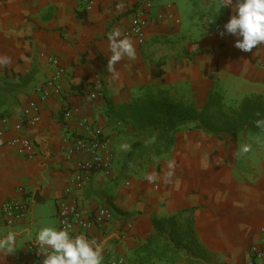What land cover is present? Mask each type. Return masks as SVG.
<instances>
[{
    "label": "crops",
    "instance_id": "1",
    "mask_svg": "<svg viewBox=\"0 0 264 264\" xmlns=\"http://www.w3.org/2000/svg\"><path fill=\"white\" fill-rule=\"evenodd\" d=\"M220 2L91 0L84 7L80 0H0V57L10 58L8 66H0V113L10 121L0 138V207L24 198L19 187L29 200L25 218L14 226L0 212V236L17 233L16 250L0 251V264H35L30 246L40 251L35 236L41 227L59 228L62 200L75 201L83 217L102 206L112 210L104 226L70 231L103 243V264L118 258L121 264H247L250 249L264 242L263 134L241 153L240 141L248 145L245 134L183 129L169 152L154 159L133 154L125 161L137 138L131 124L109 113L110 104L147 92L198 108L215 87L238 99L264 97V44L244 52L234 46L238 37L221 35L232 10L219 9ZM136 15L145 19L143 41L128 36L135 59L117 63L114 78L107 69L108 34L113 29L124 34ZM49 58L65 69L62 89L41 100L38 88L53 71ZM30 101L39 106V120L24 124L21 110ZM96 132L109 143L113 161L76 188L78 160L88 154L68 149L74 138ZM24 136L35 144L32 157L11 141ZM170 163L174 175L168 178ZM148 174L157 180L147 181ZM177 214L179 227L190 225L196 244L187 250L182 243L161 259L146 258L140 247L154 233L153 218ZM157 242L147 249L165 244ZM254 262L264 264V256Z\"/></svg>",
    "mask_w": 264,
    "mask_h": 264
},
{
    "label": "trees",
    "instance_id": "2",
    "mask_svg": "<svg viewBox=\"0 0 264 264\" xmlns=\"http://www.w3.org/2000/svg\"><path fill=\"white\" fill-rule=\"evenodd\" d=\"M237 104H229L216 89L208 92L206 101L200 108L163 92H147L127 103L110 104L109 113L132 125L137 140L130 145L125 160L128 161L133 154L139 158L145 155L147 159H154L169 152L176 142V134L187 128L203 130L216 136L264 134V129L257 128L254 123L259 118L257 113L264 117V97L250 95ZM65 110L66 107L62 114ZM178 220V214L153 218L154 233L140 247L146 252V258L152 255L161 259L171 249L177 250L182 243L187 250L190 244H196L190 225L179 227ZM160 239L165 243L161 248L156 246L154 249H147L149 243Z\"/></svg>",
    "mask_w": 264,
    "mask_h": 264
},
{
    "label": "built area",
    "instance_id": "3",
    "mask_svg": "<svg viewBox=\"0 0 264 264\" xmlns=\"http://www.w3.org/2000/svg\"><path fill=\"white\" fill-rule=\"evenodd\" d=\"M91 0H80V3L87 7ZM145 19L140 16H135L131 25L125 30L126 36H134L138 42H142L144 38L143 26ZM49 65L53 71L49 78L46 80L44 86L38 88L41 100H45L50 94L61 93V78L65 72L64 67L59 64V61L55 58L48 59ZM39 106L36 102L30 101L22 108L21 117L23 123L34 124L39 120ZM64 117L69 115V110L64 111ZM10 128V121L7 115L0 113V138L5 131ZM12 143L18 145V150L21 153H25L28 157H32L34 154V142L27 136L16 137L11 140ZM70 154L86 153L87 157H83L78 160V173L74 178L75 187H82L83 183L89 179L90 175L98 171H106L114 158L113 151L110 148L109 143L101 138L99 132H96L93 137L78 136L72 140L70 148L68 149ZM18 190L22 193L23 199H9L2 203L0 212L3 217L4 223L7 226H14L23 220L28 210L29 200L25 198V192L22 187ZM57 217L59 228H66L69 231L75 227L80 228L83 231H87L92 227H102L112 219V210L107 206H102L96 209L90 216L83 217L80 213V209L75 201L62 200L57 205ZM251 258L247 264H255L254 258L264 256V242L259 246H254L250 249ZM29 255L35 259V264H42V254L35 245L30 246ZM122 259L110 260L108 264H121Z\"/></svg>",
    "mask_w": 264,
    "mask_h": 264
},
{
    "label": "clouds",
    "instance_id": "4",
    "mask_svg": "<svg viewBox=\"0 0 264 264\" xmlns=\"http://www.w3.org/2000/svg\"><path fill=\"white\" fill-rule=\"evenodd\" d=\"M230 7L232 12L220 33L238 37L234 46L244 52H252L258 45L264 44V0H221L219 9ZM109 51L111 53L107 69L114 78H118L115 65L127 57L135 59L136 50L132 40L120 29H113L108 34ZM9 57H0V66H8ZM254 121L255 126L264 129V117ZM129 146L124 145L127 149ZM241 153L250 151L249 145H242ZM167 177L174 175L173 164H169ZM145 179L149 182L157 180L156 174H148ZM17 233L8 231L0 236V251L13 253L16 250ZM35 242L40 246L42 264H103V243L90 239L82 234L73 235L66 228L55 226L41 227L35 236Z\"/></svg>",
    "mask_w": 264,
    "mask_h": 264
},
{
    "label": "rangeland",
    "instance_id": "5",
    "mask_svg": "<svg viewBox=\"0 0 264 264\" xmlns=\"http://www.w3.org/2000/svg\"><path fill=\"white\" fill-rule=\"evenodd\" d=\"M223 87V86H222ZM214 89H216V90H218L221 94H222V96L224 97V99H225V101H227L229 104H231V105H234V106H236V105H238V104H235L234 102L235 101H239V103L242 101V99L240 98V99H238V98H236V96L233 94V93H231V92H225L223 89H221V88H217V87H215ZM2 95H0V97H1ZM234 96H235V98H234ZM187 130H191V129H189V128H187ZM242 134H244V133H241V134H239V135H242ZM238 135V136H239ZM257 135H260V134H257ZM244 136H246L247 138L245 139V140H248V145H249V147L251 148V150L254 148L253 146H252V144L254 143V141H255V139L257 140V141H259V139L258 138H254V136H256V135H253V134H245ZM262 136H264V134L262 135ZM263 139V138H262ZM240 141V140H239ZM243 143H244V140H241L240 141V144H242L243 145ZM240 159L241 160H243L242 159V157H240ZM240 160V161H241ZM240 161H239V163H240Z\"/></svg>",
    "mask_w": 264,
    "mask_h": 264
}]
</instances>
